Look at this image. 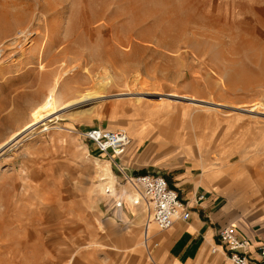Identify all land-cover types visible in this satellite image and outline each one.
Listing matches in <instances>:
<instances>
[{
    "label": "rangeland",
    "instance_id": "374dc122",
    "mask_svg": "<svg viewBox=\"0 0 264 264\" xmlns=\"http://www.w3.org/2000/svg\"><path fill=\"white\" fill-rule=\"evenodd\" d=\"M95 127L127 130L128 157L82 135ZM29 128L0 153V264H156L146 205L135 242L105 206L137 193L120 167L158 141L229 166L264 219V0H0V146Z\"/></svg>",
    "mask_w": 264,
    "mask_h": 264
},
{
    "label": "crops",
    "instance_id": "0c3cea01",
    "mask_svg": "<svg viewBox=\"0 0 264 264\" xmlns=\"http://www.w3.org/2000/svg\"><path fill=\"white\" fill-rule=\"evenodd\" d=\"M136 136L139 143L143 141L142 135ZM164 145L162 141L151 144L144 153V157H150L149 165L137 168L135 175L165 176L180 197L188 202L191 217L176 221L167 230L159 229L150 234L154 248L152 260L156 264H232L221 246L219 236L220 229L225 226L234 227L239 237L248 239V257L258 258L260 246L264 245V219L254 212L252 203L244 195H236L231 189V180L236 177H231L230 167H215L214 159L206 156L208 151L200 147L184 146L180 154L171 156L162 151ZM125 154L123 158L128 157ZM125 168L128 172L126 165ZM202 194L204 199L199 198ZM130 196L128 202L110 199L113 203L108 202L105 210L109 220H115L120 225L123 223L132 230V241L135 242L145 205L147 221L144 231L148 225L150 232L151 222L148 224L146 202L141 199L136 203L130 200L133 197L139 198V192ZM214 246H219L220 252L213 253Z\"/></svg>",
    "mask_w": 264,
    "mask_h": 264
},
{
    "label": "built area",
    "instance_id": "2783aa9c",
    "mask_svg": "<svg viewBox=\"0 0 264 264\" xmlns=\"http://www.w3.org/2000/svg\"><path fill=\"white\" fill-rule=\"evenodd\" d=\"M82 135L92 141L95 146L112 159L120 158L125 154L130 137L125 130H107L100 127L90 128L82 131ZM124 178L140 193L138 200H143L148 206V224L154 222L161 230L171 228L178 220H188L191 217V210L188 202L184 201L179 192L174 189L163 175H130L125 167H120ZM106 193H110L107 190ZM200 199H204L202 194ZM123 199V197H121ZM144 239L147 245L151 238L148 233ZM219 236L221 246L226 252L232 264H264V245L260 246L259 256L256 259L249 258L246 250L249 247V240L241 238L232 226H225L220 229ZM213 253L220 252L219 246H214Z\"/></svg>",
    "mask_w": 264,
    "mask_h": 264
},
{
    "label": "bare ground",
    "instance_id": "6f19581e",
    "mask_svg": "<svg viewBox=\"0 0 264 264\" xmlns=\"http://www.w3.org/2000/svg\"><path fill=\"white\" fill-rule=\"evenodd\" d=\"M21 32H23L22 30H20ZM19 31V32H20ZM25 32H23L24 33V35L26 36V39H27V37H29V35L32 33V31L31 30H24ZM18 34H20V33H18ZM22 34V33H21ZM20 34V35H21ZM17 38V37H16ZM25 38V37H24ZM17 40H18V38H17ZM15 41L16 40H14V42L13 43H15ZM12 43V42H11ZM4 51V50H3ZM20 52V51H19ZM6 54L5 53H3L2 55H1V59L2 60H5V56ZM9 58V57H8ZM110 77V76H109ZM107 78V77H106ZM109 80H110V78H109ZM104 82V81H103ZM102 82V83H103ZM110 82V81H109ZM109 82H106L105 81V86L104 87H106V85H108V83ZM103 85V84H102ZM100 86V85H99ZM103 87V88H104ZM97 90H99L100 91V89H97ZM147 93V92H146ZM149 94H153V93H156V92H152V93H150V92H148ZM98 95H87V96H85V97H82V98H80V99H77V100H74V101H71L70 103H68V105L66 106L67 108H71V107H74V106H79V105H82V104H84V103H88V102H93V101H97V100H103L104 98H105V95L104 94H101V93H97ZM30 129H32V128H29V129H27V130H22V131H20V132H18L17 134H15L14 136H12L8 141H6L3 145H1L0 146V153H2L5 149H7L12 143H14L16 140H18L24 133H26L28 130H30ZM48 129V128H47ZM131 142V141H130ZM12 146V145H11ZM97 161V164L100 166V162L101 161H99V160H96ZM102 165V164H101ZM98 180H99V186L103 189V190H106V189H110V192H111V194H113V192L111 191V187H113L114 188V185H115V176H114V174L112 173V171H111V168L109 167V165L108 164H105L104 166H101V169L99 170V175H98ZM113 190V189H112ZM107 192V191H106ZM137 195V194H136ZM131 197V196H130ZM135 198L136 197H133L132 199H130V200H132V201H135ZM139 198H140V193H139ZM147 233V229L145 230V233H144V236H145V234ZM148 233H149V230H148ZM146 242V241H145Z\"/></svg>",
    "mask_w": 264,
    "mask_h": 264
}]
</instances>
